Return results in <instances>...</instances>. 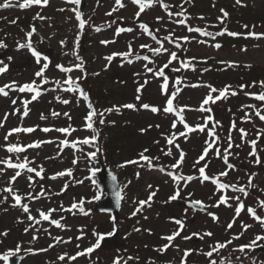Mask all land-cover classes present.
Returning <instances> with one entry per match:
<instances>
[{
    "label": "rangeland",
    "instance_id": "1",
    "mask_svg": "<svg viewBox=\"0 0 264 264\" xmlns=\"http://www.w3.org/2000/svg\"><path fill=\"white\" fill-rule=\"evenodd\" d=\"M3 0H0L2 3ZM164 2L173 5L172 11H179L181 0H164ZM16 3V0H13ZM246 6L235 4V0H190L184 7L192 17L189 24L192 26L204 27L209 25L208 31L213 33L222 31L227 28L228 31L247 33L249 31L264 32V0H243ZM73 7H78L84 13L83 18L89 20V25H86L83 32L80 34L79 47L75 45L77 33L80 32L78 28L79 21L76 20L74 12L71 11ZM115 7V0H82L79 6L66 3V0H49L47 6L33 5L28 9H19L17 7L9 9H0V40L7 44V48H0V60L9 64L8 71L0 74V86L10 83L15 80L20 84L30 82L36 79L39 83V78L34 76L35 71L40 67L36 63L35 57L32 56L30 50H17V41L25 42V33L30 30L31 25L37 28V34L32 37L34 47L41 52L42 56L47 55L51 61L49 70L46 75L50 80L64 79L65 74L61 73L59 69L54 67L55 64H64L70 66L80 62L77 59L82 57L85 63V70L88 73L86 80L81 82V86L88 94L90 102L97 110L110 108L113 105H123L127 103H134L137 105L136 110L124 109L108 114L106 121H115V124L106 122L102 126V136L108 130V136L113 146L110 144L108 158L105 153L101 151L98 154L97 161L94 164L87 165L83 160L73 165L72 160L81 156L82 154L70 147L60 150L59 141L65 138L64 134L58 132L44 133L40 131L43 127H66L71 124L78 129L72 134L69 139L83 138L90 135L88 130L83 128V117L86 115V105L88 101L83 100L79 96V92L70 93L64 92L57 88L54 83L42 85L41 95L37 100L32 101L28 108L29 115L21 120V113L23 111L22 101L25 99L31 100L34 93H19L10 91L9 96L0 95V120H3L4 114L9 113L7 121L4 122V127L0 128V144H4L3 136L12 127L23 126L31 127L39 125L37 131L34 133H18L13 134L9 139L12 142H19L22 145L31 143L35 140H53L54 143L43 144L39 149H27L21 154L28 156L29 159H35L36 165H43L46 169V175L43 180L35 178L34 188L39 191V186L42 184L45 189L50 190L51 193H60L59 195H52L51 200L47 197H42L39 201L30 203V208L33 210V215H37L35 209L42 208L47 210L49 207L58 208L63 202L65 207L70 206L73 200L79 201L81 197L85 199V211L91 210L88 215L79 213L77 210L75 214L69 212L53 213V218L59 219L64 216L65 219L61 221L67 227L60 229L55 226H50L48 222H42V228H48L51 236L43 232H35L30 230L28 233L24 232L25 227L28 226L26 214L22 212L19 207H12L13 200L11 197L0 204V233L8 231L6 237L0 236V255L5 251L11 249L15 250L16 244H22V248H32L34 250L47 248L49 244L53 243L52 237L61 236L65 240L72 237V241L67 244L57 243L46 252H38L37 254H29L21 251L18 254L22 255L18 264H46V262H55V264H112L113 259L117 256L127 258L139 257L138 261H129V264H148V261L155 260L156 264H179L180 257L184 249H202L208 250L209 244L215 241H225L234 234H238L241 229V221L250 223L254 226L250 228L239 239L233 241V245L226 250H222L219 256H215L219 260L220 256L228 257L231 253V261L233 264H251V257H256L257 264L264 261V247H258L251 252H248L246 258L240 252H232V247L244 244L254 238L260 232V226L245 212H242L236 218V223L232 229L227 228V224L231 222L235 216V204L232 207L221 204L219 207H212L219 199L221 193L216 192L215 185L211 181H205L201 184L200 180H193L184 188V182L181 181V196L183 199L169 202V196L174 192V183L172 179L166 174L167 171H175L183 175L198 176L197 169L205 163L201 161L199 165L194 168L193 165L202 154L205 140L209 139L205 133H191L189 139L178 138L177 143L180 144L181 149L186 153L185 161L181 169H170L167 166L175 162L172 157L164 156L161 149L167 150L166 140L162 134H168L172 131H184L183 126L177 123V128L172 129L171 124L173 120H178L175 113H164L163 110L153 113L150 110H145L140 107L144 103L152 106H162L166 103V97L162 94L160 85L163 78L154 77L152 73H147L144 64L148 63L143 60H135L128 63L122 57L114 58L110 63L105 57L111 55L115 51H126L127 43L133 41V49L141 55L147 53V50L139 49L142 43L151 44L153 47L158 45L143 33L139 28V23L146 22L149 29L155 32L156 29L161 31L157 33L158 38L167 35V30H175L176 35H190L195 37L191 42H181V48L170 45L165 42V47L169 48V52H181L183 61L192 57L196 59L192 61L193 68H182L181 60L172 61L169 68L165 69V75L169 81V94L175 87H180L181 91L174 101L175 107L187 105L184 116L187 123L195 125L202 122L203 117L207 115L195 109L199 108L202 100L208 93V88L203 86L211 84L217 89L223 88L225 85H232L233 90L237 91V95H229L227 99H221L212 107V115L215 120H219L222 124V129H218L219 134L226 138L231 122L235 119L237 128H244L249 132L248 139L255 138L257 127H264V123L258 118L253 117L255 126L251 122H245L241 118L244 116L247 109L241 110V105L259 103L244 95V91H239L236 86L239 84H250L252 81L264 80V38L256 39L253 37L245 38L243 35L232 37L225 33L223 36L216 37L214 40L210 37L201 36L198 33H188L184 26L173 24L169 21L167 13L159 5H154L141 14L139 20L134 21V13L138 11V6L131 1L125 2V7L120 8L111 16L106 15L111 9ZM65 11H59V9ZM225 9L229 16L223 24H220L217 17L221 16L220 9ZM39 12L46 17L45 20H34L33 17ZM162 16L163 21H157L156 17ZM203 16L201 20L199 17ZM71 18V19H69ZM122 18V19H121ZM15 20L16 23H12ZM113 20L116 21L111 27L107 24ZM214 25V27H212ZM244 25H248L247 28ZM101 27L100 32L94 30L95 27ZM117 26L133 27L132 33H122L120 36H114V30ZM43 37V42H40V37ZM135 38V39H134ZM115 39V43L107 45L101 44L102 40ZM65 40L66 43L62 46L60 41ZM199 40H206L208 43H198ZM215 43H220L222 47L216 49L211 46ZM246 48V51L243 50ZM68 53V55H65ZM13 59L8 61V57ZM169 59L168 53H163L155 57V64L148 63V67L158 68L166 63ZM221 61H233L234 66L220 63ZM44 63L43 59L41 64ZM107 65V67H106ZM250 65V67H248ZM180 68V71L173 69ZM205 68L208 71H203ZM98 73V75H93ZM139 73V75H136ZM73 78L81 75L79 70L71 73ZM148 83L142 88L140 96L141 99H135L137 92L136 88L143 84L144 80ZM181 80V84L176 85L175 81ZM194 84H200V87H192ZM64 87H67L65 85ZM56 88L55 91L52 89ZM249 89H245L248 91ZM253 92H259V88L250 89ZM93 94V96H92ZM216 95V94H213ZM61 99H69L71 102L67 105L59 102L56 97ZM96 96V97H95ZM12 99H16L17 103L13 105ZM79 100V104H77ZM207 107V106H206ZM15 109H20V112L12 115ZM230 109V111H229ZM52 111L60 112L59 117H53ZM68 112L72 117L69 120L62 113ZM41 114L47 117L46 120L40 119ZM152 125L151 128L148 126ZM156 125H160L159 128ZM211 127V123H209ZM146 129L141 133L140 129ZM232 137L235 144H241L240 148L235 146L231 150L233 153H238V156L230 157V162L236 165L237 170L231 171L226 178H222L225 182H237L241 184L247 183V175L252 172L258 173L254 178L253 183L258 185L260 189H264V164L255 165L253 161L255 157H249L248 152L251 151V146L240 140L239 133L235 130L232 132ZM159 141V144L154 143ZM116 144V145H115ZM149 148V155L159 156V161L155 162L166 167L165 172H161L156 168L149 169L146 165L141 167L137 164H130L123 168H118L117 165L126 160L137 159L138 153L144 148ZM95 150L90 146H84V151ZM174 156L178 159V153L175 148L172 149ZM60 153L57 155V153ZM258 152L264 161V137L258 142ZM13 156L15 162V154L7 153L0 149V158ZM46 157H56L55 159H46ZM208 161V168L206 173L208 175H215L223 170L225 165L221 159L216 158L214 153L210 151L209 156L206 157ZM143 163V162H141ZM104 164L113 170L117 175L118 181L122 188V200L120 209L116 216H112L108 212H101L96 209V201L92 198L99 195L100 184L97 180V174L94 177L96 183L92 179H84L89 176L87 167H97ZM0 167H3L0 165ZM72 168L73 175L71 177H58L56 180L49 179L57 171ZM139 173V176H137ZM14 175V170L7 169L6 173L0 175V189L7 185L9 178ZM30 175L26 171L14 182L13 187L18 189L20 193H27L33 189L29 188V181L27 176ZM34 175V174H31ZM83 179V184H76L75 180ZM65 183L69 187L61 192V188ZM152 185V189L148 188ZM150 191H156V196L153 197L151 206H145L142 211L138 212L136 216H131V213L137 207L139 200H146ZM189 193L193 195L188 196ZM228 195H234L229 189ZM7 193H0V199ZM256 197L264 199V193L253 189L251 195L246 200L247 206H256ZM201 200L204 204L209 205L205 211H197L188 209L183 213L185 207L184 202L189 200ZM91 201V202H89ZM23 202H27L25 199ZM229 203H232L231 201ZM258 214L264 213V210L257 208ZM215 213L218 217L214 220L208 213ZM112 217H115V223L118 228L117 233L112 237H107L99 249H96L90 256L78 258L76 261L60 262L57 260L58 255L67 251L70 255L74 254L78 249L76 245L79 244L81 249L95 243V238L92 235V230L95 229L99 233L111 231L113 226ZM183 219L185 222L184 231L181 237L197 232L204 234L205 232H212L211 238L205 236L203 240L193 236L191 240L185 241L178 237L173 242L178 245L181 251H177L175 247H170L165 253L160 254L155 249L162 246L167 241L161 239L162 236L169 235L173 230L178 228V225L173 223L170 218ZM18 218L24 220L23 223H18ZM193 220V221H192ZM41 227V226H37ZM134 228H139L140 231H133ZM83 229L85 236L83 239L77 241L76 236L80 234ZM151 230V231H149ZM37 235V240H32V236ZM264 243V242H261ZM119 250V251H118ZM126 250V251H125ZM247 251V250H246ZM240 257L237 260L236 257ZM12 258V257H11ZM7 264L10 263V260ZM0 264H5L0 260ZM188 264H208L205 256L193 252L188 257Z\"/></svg>",
    "mask_w": 264,
    "mask_h": 264
},
{
    "label": "snow or ice",
    "instance_id": "2",
    "mask_svg": "<svg viewBox=\"0 0 264 264\" xmlns=\"http://www.w3.org/2000/svg\"><path fill=\"white\" fill-rule=\"evenodd\" d=\"M82 0H66V3H70L72 5L79 6L81 4ZM99 2V0H98ZM131 2L134 5L138 6V11L134 13V21L139 20L142 13H144L147 9L152 8L154 5H159L163 8V10L167 13L169 21L173 24L184 26L188 33H198L201 36L204 37H210L213 40L216 37L223 36L225 33L227 35L236 37L243 35L245 38L253 37L256 39L264 38V32H256V31H249L247 33H238V32H231L228 31L227 28H224L222 31H217L215 33L208 31L209 25H205L204 27L200 26H192L189 24V20L192 18L190 14L187 12V9L184 7L186 3H189L190 0H181L179 7V11H172L173 5L164 2V0H131ZM49 3V0H16V3H13V0H3L2 3H0V9H9L13 7H17L19 9H28L33 5L37 6H47ZM236 5L240 6H246L243 4V0H235ZM125 3L122 2V0H115V7L111 9L106 15L111 16L114 12H117L120 8H124ZM59 11H65V9L61 8ZM72 12L75 14V18L78 23V28L80 29V32L77 33L75 45L78 48L79 47V39L80 34L83 32L86 25L89 24V20H85L83 18L84 13L79 10L78 7H73L71 9ZM222 15L217 17V20L220 24H223L226 18L229 16V13L225 9H220ZM34 20H45L46 17L42 16L39 12L36 13V15L33 17ZM71 19V18H69ZM122 19V18H121ZM162 16H157V21H163ZM199 19L203 20L204 17L201 16ZM12 23H16L15 20L12 21ZM116 21L113 20L111 23L107 24L108 27H111L112 24H115ZM214 27V25L212 26ZM245 28L248 27V25H244ZM139 28L143 30V33L147 34V36L151 37L153 41L158 45L157 47H153L151 44L148 43H142L138 47L141 50H147V53H151L152 56H149L148 54L141 55L139 52L134 51L133 49V41H129L127 43V50L126 51H115L112 52L111 55L105 57V59L110 63L114 58L116 57H122L124 60H127L128 63L133 62V57L135 60H143L148 63L155 64V57L159 56L163 53L169 54V59L166 63H163L162 66L158 68L148 67V63L144 64L145 71L147 73H152L154 77L163 78V82L160 85L161 92L166 97V103L162 106H152L148 103H144L140 105L141 108L145 110H150L153 113H157L163 110L164 113H175L178 120H173L171 124L172 129L177 128V123L181 124L183 126L184 131H172L168 134H162L164 136V139L166 140V146L167 150L161 149L164 156L172 157L175 162L171 165H168L167 167L173 170L181 169L183 166V163L185 161L186 153L181 149L180 144L177 143L178 138H184L185 140L189 139V135L191 133H205L209 137V139L205 140V146L203 147L202 154L199 156L193 167L195 168L196 165H199L201 161H204L205 163L203 166L199 167L197 169L198 176L194 175H183L182 173H177L175 171H167V175L172 179L175 187L174 192L172 195L169 196V202L170 201H176L178 199H183L181 196L182 188L180 182L183 181V187L186 188L188 183L199 179L201 184H203L205 181H211L216 188L217 193H221L219 195V199L216 201L214 205H211L212 207H219L221 204L226 205L228 207H232L233 204H235V216L231 222L227 224V228L230 230L233 228L234 224L236 223V218L241 215L242 212H245L247 215L250 216L251 219H253L256 223L260 226V232L254 236L253 239H251L249 242L236 245L235 247H232V252H240L243 254L246 258L248 257V252L253 251L254 249L258 247H264V213H259L257 211V208L264 210V199H260L259 197H256V206H247L246 200L251 195V192L253 189L258 190L260 193H264V189H260L258 185L253 183L254 178L258 175V173L252 172L250 174L246 173L247 175V183L241 184L237 180V182H225L222 181V178L228 177L229 173L231 171H236V165L232 162H230V157L232 156H238V153H233L231 150L235 146L236 148H240L241 144H235L232 137L233 130L237 131L239 133L240 140L244 143H247L251 146V151L248 152L249 157H255V160L253 163L255 165H261L264 164V161H262L261 156L258 152V142L261 140L262 137H264V127H257L255 132V138L254 139H248L249 132L244 128H237L235 119L231 122L230 127L228 129V134L226 138H223L219 132L218 129H222V124L219 120H215L212 113V107L210 105L215 104L217 101H220L221 99H227L229 95H237V91L233 90L232 85H225L221 89H217L211 84L203 85L208 88V93L202 100L199 108L195 109L196 111H200L202 113H206L203 117L202 122L196 123L194 126L190 125L186 122L184 112L185 109L188 108L187 105L175 107L174 101L176 100L177 96L179 95L181 89L180 87H175L174 90L171 91L169 94V81L168 77L165 75V69L169 68L172 61L177 60V53L176 52H169V48L165 47V42H167L170 45H174L177 48H181L182 44L181 42H191L195 37H192L190 35H176L175 30H167V35L163 36L162 38L157 37V33H159L161 30L156 29L155 32L151 31L149 29V25L146 22H140ZM96 32H100L102 29L101 27L97 26L94 28ZM134 31L133 27H120L117 26L114 30V36L118 37L122 33H132ZM34 34H37V28L35 25L30 26V30H28L25 33V42L17 41V50L20 49H28L30 50L33 57H35L36 63L40 65L39 69L35 71L34 76L36 78H39V83H37L36 79H32L30 82H25L23 84L18 83L17 81L13 80L10 83L3 84L0 86V95H3L5 97L9 96L10 91H16L19 93H34V95L31 96V100L25 99L22 101L23 104V111L21 113V120L24 117H27L29 115L30 109L28 108V105L32 102L37 100V98L41 95L42 91H47V89H42L41 86L48 84V83H54L57 88H60L64 92H70V93H76L79 92V96L83 98V100L88 101L86 108V115L83 117V128L85 130H88L90 132V135L85 136L83 138H74L69 139L68 137H71L73 133L78 131V129L74 128L71 124H69L66 127H43L40 128V131L44 133L49 132H58L65 135V138L59 141L60 150L63 151L64 148H72L77 151H79L82 155L77 156L72 160L73 165H76L78 162L83 160L87 165L94 164L97 161L98 154L101 153L102 149L99 147V140L101 137V128L107 123L109 124H115V121H106V117L108 114H111L113 112H119L121 108L124 109H132L136 110L137 105L134 103H127L123 105H113L110 108H106L103 110H97L95 106L90 102L88 94L84 91L83 87L81 86V82L86 80L88 73L85 70V63L82 57H79L75 51L73 52L74 55H77V59L80 61L75 64H71L70 66H65L64 64H55L54 67L56 69H59V71L63 74H65L64 79H55L50 80L49 77L46 75L47 71L49 70L51 61L47 55L42 56L41 52L38 51L32 42V37ZM43 37H40V42H43ZM135 39V38H134ZM116 40H102L100 41L101 44L107 45L110 43H115ZM198 43H208L206 40H199ZM61 45L63 46L66 41L61 40ZM215 47L216 49H219L222 47L220 43H215L211 45ZM7 44L0 40V48H7ZM246 51V48L243 49ZM65 55H68V53H65ZM8 61H11L13 58L9 56ZM43 59L44 63L41 64V60ZM195 57H192L186 61H183L181 63L182 68H193L194 66L192 64V61L195 60ZM222 64H227L228 66H234L235 62L233 61H221ZM107 67V65H106ZM250 67V65H248ZM9 64L5 63L3 60H0V74H4L8 71ZM75 70H79L81 75L76 76L73 78L71 73H73ZM174 71H180V68L173 69ZM203 71H208L207 68H205ZM93 75H98V73H93ZM136 75H139L137 73ZM148 83V81L145 79L143 84H140L136 88L137 95L135 99L139 101L141 99V96L139 93H141L142 88ZM176 85L181 84V80L177 79L175 81ZM67 85V87H64ZM202 85L200 84H194L192 87H200ZM252 88H259V92H253L250 89ZM236 89L239 91H244V95L246 97H249L259 103V107L256 103L253 104H245L241 105V110L247 109L245 111L244 116L241 118L245 122H251L253 123V126H255V121L253 120V117H256L264 123V80L261 81H252L250 84H239L236 86ZM245 89H249L248 91H245ZM53 91L56 90V88L52 89ZM216 94V95H213ZM56 99L67 105L71 101L69 99H61L59 96L56 97ZM11 103L15 105L17 103L16 99H12ZM77 104H79V100H77ZM207 106V107H206ZM230 111V109H229ZM20 112V109H15L12 115H15L16 113ZM65 117H67L69 120L72 119L70 114L68 112L62 113ZM9 113H5L3 120H0V128L4 127V122L7 121ZM51 115L53 117H59L61 115L60 112L52 111ZM40 119L46 120L47 117L41 114ZM209 123H211V127H209ZM149 128L152 127V125L148 126ZM157 128L160 127V125H156ZM37 128H39V125L31 126V127H23V126H17L12 127L10 130L7 131V133L3 136V141H5L4 144H0V149L5 150L7 153L15 154V162L13 159V156H7L6 158H0V165L3 167H0V175H3L6 173L7 169L14 170V175H12L7 185L0 189V193H7V195H3L2 199H0V204L5 203L9 197L13 200L12 207H19L22 209V212L26 214V219L29 222L28 226L25 227L24 232L28 233L30 230H34L35 232H40L41 230L45 233H47L49 236H51V232L48 228H42V222H48L50 226H55L60 229H65L67 226L63 224L61 221L65 219L64 216H60L59 219L53 218V213H59V212H69L72 214H75L74 210H77L79 213H82L84 215H88L91 211L90 209L88 211H85L84 203L85 199L83 197L80 198L79 201L73 200V202L70 204V206L65 207L63 202L60 203L58 208H52L49 207L46 211L42 208L35 209L37 215H33V210L30 208V203L33 201H39L42 197H47L49 200H51L52 195H59L60 193H51L50 190L45 189V187L41 184L39 186V191H35L34 184H35V178L38 177L40 180H43L46 175V169L43 167V165H36L31 166L35 164V159H29L28 156H23L21 159V154L26 152L27 149H39L43 144H51L54 143L53 140H35L28 144H21L19 142H12L9 138L13 134L18 133H34L37 131ZM146 129L141 128L140 132H145ZM154 143L159 144V141H154ZM84 146H90L91 148H94L95 150H89L87 152L84 151ZM173 148L177 150L178 153V159L176 156H174ZM213 152L216 158L221 159L222 163L225 165L224 169L219 171L215 175H208L206 173V169L208 168V161L206 160V157L209 156V153ZM150 152L149 148H144L140 153H138L137 159L133 160H126L123 163H120L117 165L118 168H123L130 164H137L141 167L147 166L149 169L156 168L161 172L166 171V167L163 165H159L158 163H155L159 161V156H152L148 153ZM60 153L58 152L57 155ZM56 157H46V159H55ZM143 162V163H141ZM89 172V176L85 177L84 179H92L93 183L95 184L96 181L94 177L96 176V173L99 172V168L97 167H87L86 169ZM26 171L30 175L27 176V180L29 181V188L33 189L32 191H29L27 193H20L18 189H15L13 187L14 182L17 180L18 177L22 175V173ZM34 174V175H31ZM73 175V169L68 168L63 171H57L52 176L48 177L49 179L56 180L58 177H71ZM137 176H139V173H137ZM112 179L115 181L116 177L113 176ZM76 184H83L84 180L79 179L75 180ZM69 187L68 183H65L64 186L61 188V192H64ZM149 189H152V185H148ZM231 190L234 195H228L227 190ZM156 191H150L148 194V197L146 200H139L137 203V207L135 210L131 213V216H136L138 212L142 211L145 206L150 207L151 202L153 201V197L156 196ZM193 194L189 193L188 196L191 197ZM27 200V202H23L24 200ZM93 200L100 199V196H94L92 198ZM122 199L119 192L116 193V202L117 205H119L120 200ZM232 203H229V202ZM91 202V201H89ZM190 206H199V210L204 211L206 210L209 205L204 204L201 200H189L188 201ZM188 209H185V212H187ZM209 216H211L214 220H217L218 217L215 213H208ZM115 217H112L113 226L111 231L105 232V233H99L95 229L92 230V235L95 238V243H91L90 246L81 249L80 245L77 244L76 248L78 249L74 254H69L67 251L63 252L62 254L58 255L57 260L60 262H66V261H76L80 257L84 256H90L96 249H99L102 245V242L107 237L114 236L118 228L115 223ZM170 220L178 225V228L176 230H173L171 234L162 236L161 239L167 241V243H164L162 246L156 248L155 250L159 252L160 254L165 253L170 247H175L177 251H181L178 245H174L173 242L176 238L181 237V233L184 231L185 228V222L183 219H177L175 217L170 218ZM18 223H23L24 220L18 218ZM41 226V227H37ZM241 231L238 234H234L230 236L229 239L225 241H215L213 244H209L208 250L204 251L202 249H184L182 250L183 254L180 257L179 264H188V257L193 253L196 252L197 254L203 255L208 260V264H233L231 261V253H229L228 257L220 256L219 260L214 258L215 256H219L222 250L228 249L230 246L233 245V241L239 240L245 232H247L250 228H252L254 225L250 223H244L241 221ZM133 231H140L139 228H134ZM151 231V230H149ZM8 235V231H4L3 233H0V236L6 237ZM85 236V232L83 229L80 230V234L75 237L77 241L83 239ZM193 236L203 240L205 236L211 238L213 236L212 232H205L204 234H200L197 232L191 233L190 235L181 237L183 240L188 241L193 238ZM38 236L33 235L32 240H37ZM72 237H68L67 240H65L61 236H55L52 237L53 243L49 244L47 248L43 249H37L34 250L32 248H22L21 243H17L15 250H7L2 255H0V260H3L5 264L9 261V259L13 256H15L17 253H20L21 251H24L29 254H37L38 252H46L49 249H51L54 244L57 243H63L67 244L72 241ZM247 250V251H246ZM119 251V250H118ZM126 251V250H125ZM237 260H240V257H236ZM139 257H121L117 256L113 259L112 264H129V261H138ZM46 264H55V262H46ZM148 264H156L155 260H149ZM242 264V261H241ZM251 264H257L256 257H251ZM260 264H264V261H260Z\"/></svg>",
    "mask_w": 264,
    "mask_h": 264
},
{
    "label": "water",
    "instance_id": "3",
    "mask_svg": "<svg viewBox=\"0 0 264 264\" xmlns=\"http://www.w3.org/2000/svg\"><path fill=\"white\" fill-rule=\"evenodd\" d=\"M128 0H122V2H126ZM177 56L180 58L181 62H183V57L181 52H177ZM115 176V181L112 179V177ZM98 181L100 182L101 186V194L102 197L96 201V209L101 212H110L113 216H116L119 209H120V203L117 205L116 202V193L119 192L122 197V190L119 185L118 178L116 174L109 169L105 165H101L98 175H97ZM186 208H193V206H190L188 202L185 203ZM199 210V206H195V208ZM21 259L20 256H16L12 259V264H18L19 260Z\"/></svg>",
    "mask_w": 264,
    "mask_h": 264
},
{
    "label": "trees",
    "instance_id": "4",
    "mask_svg": "<svg viewBox=\"0 0 264 264\" xmlns=\"http://www.w3.org/2000/svg\"><path fill=\"white\" fill-rule=\"evenodd\" d=\"M93 96V94H92ZM94 97V96H93ZM96 97V96H95ZM105 126V125H104ZM102 128H101V137L99 140V147L102 149V152L105 153V157L108 158V154H109V150L110 148V144L113 146L112 142L110 141V138L108 136V130L103 134L102 136ZM116 145V144H115Z\"/></svg>",
    "mask_w": 264,
    "mask_h": 264
},
{
    "label": "flooded vegetation",
    "instance_id": "5",
    "mask_svg": "<svg viewBox=\"0 0 264 264\" xmlns=\"http://www.w3.org/2000/svg\"><path fill=\"white\" fill-rule=\"evenodd\" d=\"M193 221V220H192Z\"/></svg>",
    "mask_w": 264,
    "mask_h": 264
}]
</instances>
